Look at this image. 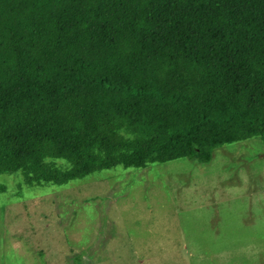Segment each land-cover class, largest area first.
I'll list each match as a JSON object with an SVG mask.
<instances>
[{
    "label": "trees",
    "instance_id": "16d2710c",
    "mask_svg": "<svg viewBox=\"0 0 264 264\" xmlns=\"http://www.w3.org/2000/svg\"><path fill=\"white\" fill-rule=\"evenodd\" d=\"M255 137L264 0H0V174L205 165Z\"/></svg>",
    "mask_w": 264,
    "mask_h": 264
},
{
    "label": "rangeland",
    "instance_id": "374dc122",
    "mask_svg": "<svg viewBox=\"0 0 264 264\" xmlns=\"http://www.w3.org/2000/svg\"><path fill=\"white\" fill-rule=\"evenodd\" d=\"M0 185V264H264L259 137L205 165L118 166L66 185L18 172Z\"/></svg>",
    "mask_w": 264,
    "mask_h": 264
}]
</instances>
